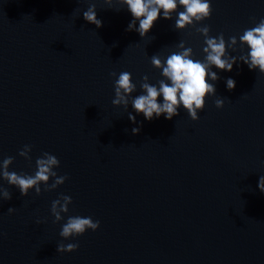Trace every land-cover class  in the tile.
<instances>
[{"label":"water","instance_id":"obj_1","mask_svg":"<svg viewBox=\"0 0 264 264\" xmlns=\"http://www.w3.org/2000/svg\"><path fill=\"white\" fill-rule=\"evenodd\" d=\"M210 2L211 17L196 27L207 25L226 42L236 36L228 55H247L239 36L264 19V0ZM90 4L99 29L83 18ZM132 19L115 0L111 7L0 0V161L13 157L10 172L34 175L47 152L60 161L58 175L68 176L56 190L41 185L40 196L33 189L26 197L0 178L12 195L0 200V264H264V75L239 60L231 72L213 67L216 95L206 98L198 121L182 107L172 120L146 121L129 105L133 124L112 104L110 73L130 72L135 98L143 76L156 86L163 79L153 55L164 59L183 41L203 61L206 45L195 28L175 29L176 14L164 20L161 13L143 39L126 31ZM25 145L31 161L18 155ZM60 195L72 204L54 223L51 204ZM75 215L99 220L100 228L64 240L62 225ZM61 243L79 248L58 253Z\"/></svg>","mask_w":264,"mask_h":264},{"label":"clouds","instance_id":"obj_2","mask_svg":"<svg viewBox=\"0 0 264 264\" xmlns=\"http://www.w3.org/2000/svg\"><path fill=\"white\" fill-rule=\"evenodd\" d=\"M111 7L113 0H103ZM120 6H126L131 13L132 21L128 24L126 31H136L143 39L153 28L154 23L161 16L164 20H172L173 14L177 15L175 20V29L184 31L188 27L195 28V31L204 37L203 48L204 60L194 59L191 47H186L181 41L178 44V51L172 52L166 58L162 59L158 55L151 57L152 66L160 70L163 79L159 80L158 86L149 83L147 75L143 76L140 82L141 94L132 98L136 92V84L132 82V75L128 71H122L117 77L116 72H111L114 80L115 98L112 100L114 107H123L128 112L131 105L136 115H143L146 121L158 119L162 115L166 120H172L178 116V109L181 107L188 113L193 122L199 120L198 112L205 108L206 98L216 95L215 82L220 79L216 72L212 71L215 67L219 71L231 72L233 65L238 64V60L247 65L250 71L259 70L264 75V19H261L254 27L245 29L239 36L240 48L245 46L249 49L247 55L229 56L227 49L236 51L237 37L231 36L225 41L223 33L217 37L210 36V27H196L197 24L209 19L212 13L210 0H115ZM183 11L177 13V9ZM84 20L95 25L96 28L102 27V21L97 18L95 4H90L88 9L83 12ZM137 21L139 27H137ZM211 80L212 83L207 82ZM226 86L229 91L234 90L235 81L232 78L226 80ZM158 97L163 98L162 103H158ZM217 109L224 107V100L217 98L214 101ZM128 119L136 124V116L128 112ZM142 125L133 127V135L139 134ZM127 131V130H125ZM32 146L25 145L18 155L25 160L31 161ZM14 158L7 157L0 161V178L8 185L16 187L21 196L26 197L30 190H35L36 196L41 195V185L45 192L56 190L68 179L67 175H58L54 170L59 168L60 161L55 155L43 153L35 161L36 171L34 175L25 173L17 174L8 169L13 164ZM52 181L49 183V181ZM258 189L264 194V176L259 177ZM10 191L0 186V200H11ZM72 204V198L67 195H60L52 201L51 215L54 217V223H59L64 219V215L69 212V206ZM16 211L15 208H9L11 215ZM41 221H37V224ZM100 228V221L93 220L90 216L83 217L79 215L68 216L67 221L62 225L60 236L64 240L79 237L86 231L93 232ZM79 248L76 243L58 244V253H72Z\"/></svg>","mask_w":264,"mask_h":264}]
</instances>
